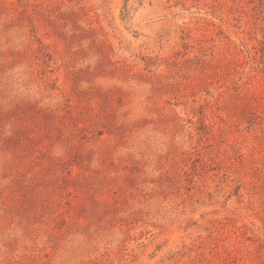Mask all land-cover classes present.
Returning a JSON list of instances; mask_svg holds the SVG:
<instances>
[{
  "label": "rangeland",
  "instance_id": "374dc122",
  "mask_svg": "<svg viewBox=\"0 0 264 264\" xmlns=\"http://www.w3.org/2000/svg\"><path fill=\"white\" fill-rule=\"evenodd\" d=\"M0 264H264V0H0Z\"/></svg>",
  "mask_w": 264,
  "mask_h": 264
}]
</instances>
